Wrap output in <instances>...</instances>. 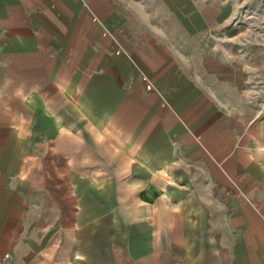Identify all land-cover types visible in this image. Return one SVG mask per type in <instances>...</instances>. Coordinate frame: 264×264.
I'll list each match as a JSON object with an SVG mask.
<instances>
[{"label":"crops","instance_id":"obj_1","mask_svg":"<svg viewBox=\"0 0 264 264\" xmlns=\"http://www.w3.org/2000/svg\"><path fill=\"white\" fill-rule=\"evenodd\" d=\"M7 264H264V0H0Z\"/></svg>","mask_w":264,"mask_h":264},{"label":"built area","instance_id":"obj_2","mask_svg":"<svg viewBox=\"0 0 264 264\" xmlns=\"http://www.w3.org/2000/svg\"><path fill=\"white\" fill-rule=\"evenodd\" d=\"M10 258V255L8 253L0 256V264H7L8 260Z\"/></svg>","mask_w":264,"mask_h":264}]
</instances>
